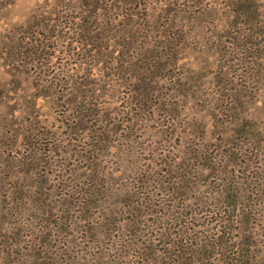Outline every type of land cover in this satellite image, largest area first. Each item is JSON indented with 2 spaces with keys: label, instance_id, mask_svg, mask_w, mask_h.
<instances>
[{
  "label": "rangeland",
  "instance_id": "obj_1",
  "mask_svg": "<svg viewBox=\"0 0 264 264\" xmlns=\"http://www.w3.org/2000/svg\"><path fill=\"white\" fill-rule=\"evenodd\" d=\"M57 1L0 2V264H22L30 258L22 255L25 225L30 223L35 234L42 229L40 235L51 233L52 242L60 243L61 250H50L55 262L69 259L68 264H264V169L257 168L264 161V143L257 149L253 142L264 139V76L255 69L258 66L250 64L255 55L242 52L230 43L224 31L214 28L219 25L234 29L235 11L229 0H171L174 7L203 9L189 24L186 18L183 22L189 32L184 37L183 52L178 54L183 65L176 70L180 76L185 75L182 77L191 89L200 92L184 98L179 94L184 88L172 89L171 101L164 108L136 112L142 116L126 124L129 130L109 131L112 119L127 118V108L133 106L127 100L132 91L131 83L125 81L127 74L111 71L102 64L93 66L90 61L77 67L78 79L85 74L100 75L95 94L86 99L91 104L97 99L103 116L107 113L111 117L110 122H102L108 129L101 136L104 143L113 146L99 150L102 159L98 170L104 174L97 183L104 190L99 194L104 199L102 205L91 209L88 217L84 216L85 221L79 220L84 212L79 208L75 233L65 237L64 244L58 239L62 234L50 227L51 222L42 220L45 215L26 216L20 200L11 204V209L6 208L12 199L8 191H18L24 182L20 173L13 176L10 169L20 168L16 164L25 147L21 135L25 125L34 124L44 156L50 157L52 163L57 160V164L63 162L64 156L72 155L70 142L77 148L74 141L94 135L71 128L76 112L68 101L75 95L80 99L92 87L87 85L81 93L71 88L61 93L65 96L55 93L57 77H63L68 60L65 63L53 56L32 67L19 62L13 53L18 50L19 37L26 34L20 25L33 13L69 7ZM145 2L148 7H163L160 0ZM259 4L264 7V1ZM45 42L47 51L52 52V42ZM240 56L249 62L244 64L243 72V66L229 60ZM219 64L228 67L219 70ZM237 85L243 91L234 98L235 91L231 89ZM231 107L241 117L238 121H229L234 118L227 110ZM249 110L255 117H247ZM201 135L210 139L212 151L207 153H213V168L191 152L203 145ZM15 138L13 144L11 140ZM120 140L128 142L119 145ZM52 142L61 143V148L50 153L47 147ZM227 147H233L239 161L235 163L225 156ZM247 158L251 166L244 169L240 163ZM71 162L73 156L69 165L62 167L67 181L81 176V171L69 174ZM223 183L231 188L233 200L242 203H237L234 211L227 207L229 203H222ZM191 187L195 189L190 190ZM128 194L133 195L132 200ZM54 204L51 203V210L45 208L46 215L61 214V205ZM44 223L47 227L41 228ZM180 238L185 253L174 251L173 243Z\"/></svg>",
  "mask_w": 264,
  "mask_h": 264
},
{
  "label": "trees",
  "instance_id": "obj_2",
  "mask_svg": "<svg viewBox=\"0 0 264 264\" xmlns=\"http://www.w3.org/2000/svg\"><path fill=\"white\" fill-rule=\"evenodd\" d=\"M145 1L59 0L57 1L59 5L64 6L66 4L69 7H53L51 10L35 12L25 24L20 25L23 28L22 32L26 34L19 37L20 40L17 42L18 53H16L17 51L13 53L18 56L19 62L21 61L32 67H36L38 61L45 58L51 59L53 56H58L65 63L68 60L67 67L62 71L64 78L57 77L54 89L55 93L62 96H65V94L61 93L64 91L67 93L71 88H75L74 91L79 93L84 92L87 85L92 87V91L96 89L95 85H98L100 75L91 73L90 75L85 74L87 79H85V76L77 78V67L82 64H88L90 61L93 66L102 64L104 68L111 71L120 72L122 70L123 74H127L125 81L132 85V91L129 93L127 100L133 106L130 105L127 108V118L112 119L109 131L129 130L126 124L132 118L142 116L137 115L136 112H152L164 108L171 101L169 96L172 95V89L184 88V92L179 93L184 98L194 97L197 92H200L191 89L186 78L182 77L185 75L180 76L176 70L181 67L182 63L178 54L183 52L184 37L189 32L188 26L183 22L186 18L189 24L191 19L194 20V16L199 17L202 14L203 9H200L201 7H174L175 3L171 0H160L163 7H148V3ZM260 1L229 0V5L235 11L234 29L231 30L228 27L225 29L224 26L219 25H215L214 28L224 31L229 36V40L231 39L230 43L238 46L242 52H251L255 55L250 64L258 66L255 69L260 70L259 73L264 76V7H260ZM0 2L9 4L12 0H0ZM45 40L52 42V52L47 51L49 46L46 45ZM229 60L230 63L235 62L237 65L243 66L240 69L241 72L244 71V64L249 63L245 62L242 56L229 58ZM226 63L229 64L228 61ZM228 64H219L218 69L222 70L224 67H228ZM226 72L224 71V74ZM84 79L85 81L82 82L81 80ZM231 90L235 91L232 93L234 98H239L242 95L243 89L240 85ZM92 91L82 95L80 99L79 95L68 99L72 103V110L76 112L71 128L79 132L88 131L94 134L92 138L89 136V138L74 141L77 142V148L74 143L70 142L72 155L70 154L69 157L64 156L63 162L57 164V160H53L52 163L50 157L44 156V151L38 143V134L34 131V124H27L23 127L21 134L25 145L24 151L20 156L19 164H16L20 168L17 171L10 169L13 176L16 175L15 173H20L24 182L18 191H8V195L11 193L12 199L7 202L8 206L6 208L11 209L10 205L20 200L22 201L21 208L24 207L26 216H37L40 213L45 215L42 220L45 219V221L51 222L52 226L50 227L62 234L58 238L62 244H64L65 237L75 233L78 222L77 214L81 211L79 208L84 209L80 216L82 219L79 220L85 221L87 218H84V216L88 217L87 215L90 214L91 209H100L104 200L100 196L104 190L101 187L100 189L97 183V179L104 174L98 170L101 169L102 159L99 150L113 146L104 143L105 139L101 136L108 129V127L102 125V122L105 120L110 122L109 118L111 117H107V113L103 116L102 108L97 99L92 104L89 103V99H86L95 94V91L94 93ZM33 105L34 102L32 101V108H34ZM227 110L231 111L234 117L229 121L241 119L240 116H237L235 107ZM247 117L251 119L255 116L249 110ZM242 118H245V116ZM202 128L204 129V125H202ZM202 140L201 149L197 148L191 152L193 156L203 157L207 164L213 168V153H207L208 150L209 152L212 151L210 149V139L203 137ZM11 142L14 144L16 138L12 139ZM125 142L120 140L119 145H123ZM250 142V144L254 142L257 149H260L264 139H256ZM60 148L61 143L52 142L47 147V151L51 153L58 151ZM215 148L216 146H214ZM232 148L227 147L224 154L229 158L231 157V160L234 159L236 163V160L239 161L240 157ZM255 155L258 158L259 155L257 153ZM71 156H73V162H71L69 174L73 175L81 171V176L67 181L62 172L66 171L63 168L69 165ZM248 160L249 158L244 159L240 163L244 166V169L251 166L250 160L249 162ZM10 166L12 168L13 163H10ZM257 168L264 169V161L259 162ZM81 178L87 181H79ZM183 178H185V174ZM49 180L53 184H48ZM223 184V188L220 189L224 199L222 203H229L230 205L226 206L231 207L234 211L239 202L233 200V195H230L231 188L226 186L225 183ZM192 188L195 189V187L189 189ZM59 189V193L58 191L55 193ZM54 194L55 198H53ZM128 197L132 200L133 195L128 194ZM234 197L237 196L234 195ZM52 202L55 203L54 205H61L62 209H58L61 214L47 213L46 215L45 208L51 210L53 207ZM241 204L239 203V205ZM24 218L26 222L29 221L28 217ZM45 224L41 228H46L47 225ZM30 225L31 223L25 225L27 234L24 239V249H22V255L25 258L26 255L30 258H26L22 264H66L69 259L55 262L54 257L51 256L53 254V251H50L52 248L62 249L58 241L57 243L52 242L51 237L53 234L47 232L40 235L43 233L42 229L35 234L33 231L35 227L32 225L33 228H30ZM80 227H82V230L85 224ZM173 244L175 245V253H185L183 239L180 238ZM6 252L8 253V250ZM64 252L68 255L67 251Z\"/></svg>",
  "mask_w": 264,
  "mask_h": 264
}]
</instances>
